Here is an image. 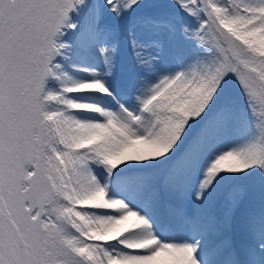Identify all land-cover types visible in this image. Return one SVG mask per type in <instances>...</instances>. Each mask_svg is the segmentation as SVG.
Listing matches in <instances>:
<instances>
[{
  "label": "snow or ice",
  "instance_id": "snow-or-ice-1",
  "mask_svg": "<svg viewBox=\"0 0 264 264\" xmlns=\"http://www.w3.org/2000/svg\"><path fill=\"white\" fill-rule=\"evenodd\" d=\"M0 264H264V0H0Z\"/></svg>",
  "mask_w": 264,
  "mask_h": 264
}]
</instances>
